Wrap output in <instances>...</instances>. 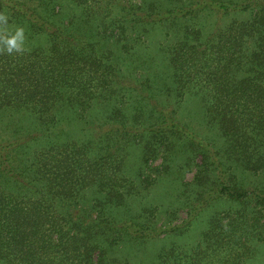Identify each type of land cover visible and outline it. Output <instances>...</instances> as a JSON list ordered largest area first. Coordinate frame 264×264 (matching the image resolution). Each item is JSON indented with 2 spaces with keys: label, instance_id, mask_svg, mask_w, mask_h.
Here are the masks:
<instances>
[{
  "label": "trees",
  "instance_id": "16d2710c",
  "mask_svg": "<svg viewBox=\"0 0 264 264\" xmlns=\"http://www.w3.org/2000/svg\"><path fill=\"white\" fill-rule=\"evenodd\" d=\"M3 1L9 27L25 30L27 50L0 55V109L27 112L31 129L0 142V264H129L109 249L131 237L180 233L221 199L239 208L215 214L202 245H172L155 264L222 261L212 246L260 237L254 227H264V189L241 179L264 170V0H71L82 18L65 16L61 0ZM156 24L174 40L163 51L171 73L164 84L145 71L135 84L124 81L109 43L135 54ZM195 91L217 130L209 141L177 114ZM96 108L106 115L94 116ZM133 146L141 155L126 173ZM172 168L193 171L182 192L183 224H158L155 206H142L135 221L127 197ZM247 200L251 225L243 222ZM118 209L127 215L117 218Z\"/></svg>",
  "mask_w": 264,
  "mask_h": 264
},
{
  "label": "rangeland",
  "instance_id": "374dc122",
  "mask_svg": "<svg viewBox=\"0 0 264 264\" xmlns=\"http://www.w3.org/2000/svg\"><path fill=\"white\" fill-rule=\"evenodd\" d=\"M14 0H5V3ZM64 4L63 10L65 16L75 15L78 17H83L82 14L78 13L79 9L72 3L71 0H61ZM134 2H139V0H133ZM146 3L158 0H144ZM169 0H159V2L167 3ZM30 5H33V0L30 1ZM6 9L4 7V1L0 0V12L5 13ZM205 13H199L201 19L205 18ZM7 15V14H6ZM67 16V17H69ZM239 16H237L238 18ZM248 14H242L239 18H248ZM76 18V17H75ZM234 18L232 14L224 17V20L228 21ZM10 24V23H9ZM12 25V24H10ZM149 32L146 34V40L143 44H138L132 52L135 54H126L121 52L119 46L111 45L109 43L108 50L112 51L113 54L117 55L118 58L115 59V66L120 73L124 76V81L131 80L132 84H135L137 79L140 78L141 72L145 71L143 77H146V73L150 77H154L155 81L159 84H164V77L168 76L170 72V66L167 64L168 61L164 59L163 51H165V45L174 42L171 38L165 35L166 29L158 24L148 27ZM167 30H175V26H166ZM178 34V32H177ZM25 41V47L27 45ZM43 45V44H42ZM44 46V45H43ZM131 52V53H132ZM138 65L140 68L134 70V66ZM170 67V68H169ZM164 79V81H163ZM121 83V81H119ZM139 86V84H137ZM159 86L158 84H156ZM160 101L168 102L169 104L174 103L175 99L171 96H162L158 98ZM177 114L178 117L190 122L193 127V131L198 133L201 137L205 138L207 141L214 138L217 135L216 127L209 122H207L205 102L202 95L197 93H187L182 101L177 104ZM95 115H106L104 109L96 108L94 111ZM27 112L9 109H0V142L7 140L9 138H23L25 134H28L31 129L30 117L26 116ZM30 127L28 129H22V126ZM69 127V126H68ZM27 131V132H26ZM221 141V140H220ZM25 153L18 152L17 157H23ZM141 155V147L133 146L130 151L127 150L126 159L124 161V171L126 173L131 172L137 165L138 156ZM125 173V174H126ZM179 171L175 168L169 170V172L162 177L149 188L142 190L137 196L127 197V204L129 208V215L134 216L135 221L142 222L139 214L142 211V206L145 207H156V215L158 216V221L161 223H166L170 218L174 225L183 224L182 220L187 216V211L183 209L184 201L186 197L184 196L185 183L191 182L193 178V171L188 173H183L179 175ZM246 177L241 179L245 185L258 186L264 189V170L260 172L251 173L246 171ZM188 188V187H187ZM198 188L192 189V197L195 195ZM247 200V203L242 204L243 207L247 208V212L243 217V222L246 225H251L252 217L249 212L250 208L253 207L252 204ZM245 205V206H244ZM239 208V204L236 202H230L225 199L213 201L208 207L203 209L198 217L191 222L189 227L182 230L180 233H166L160 234L153 238H127L120 243V245L109 249V255L118 260H127L129 264H155L157 261V256L160 252L167 250L172 245L180 247L182 250L190 251L191 247L197 244V242L202 243V234L208 227V223L215 214H223L228 210ZM176 210L174 217H170L169 213ZM115 210V216L117 218H123L127 215V212H118ZM118 213V214H117ZM261 217V222H264L263 213ZM228 220H221L222 223H226ZM220 226V225H219ZM254 229L260 234V237H251L246 242L245 245L240 246H212L215 248L214 253L219 257L223 256L222 261H209L208 264H264V227L255 226ZM212 238V237H211ZM210 238V239H211ZM209 239V242H210ZM243 241V236H242ZM208 242V245H209ZM189 253V252H186ZM236 253L239 254V258L228 259L229 256L233 257Z\"/></svg>",
  "mask_w": 264,
  "mask_h": 264
},
{
  "label": "clouds",
  "instance_id": "9594fccd",
  "mask_svg": "<svg viewBox=\"0 0 264 264\" xmlns=\"http://www.w3.org/2000/svg\"><path fill=\"white\" fill-rule=\"evenodd\" d=\"M25 30L23 26L9 27L8 16L0 12V55H22L25 47Z\"/></svg>",
  "mask_w": 264,
  "mask_h": 264
}]
</instances>
